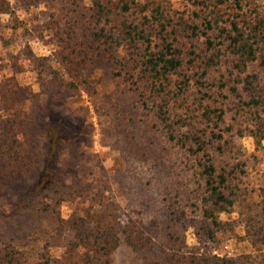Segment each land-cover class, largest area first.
Wrapping results in <instances>:
<instances>
[{"label":"rangeland","instance_id":"1","mask_svg":"<svg viewBox=\"0 0 264 264\" xmlns=\"http://www.w3.org/2000/svg\"><path fill=\"white\" fill-rule=\"evenodd\" d=\"M8 1L11 12L0 14V92H11L9 88L14 87V94L26 99L18 106L21 111H32L23 129L31 133L29 144L36 149L41 169L33 163L29 186L21 193L17 181L0 168V257L20 253L22 261L34 263L45 246L60 253L59 219H67L74 208L81 209L93 198L115 205L120 221L129 211L139 212L141 225L152 237L149 248L138 251L121 241L109 264L163 263L178 249L187 259L226 253L238 264L242 260L244 264H264V139L256 145L247 128L251 127L249 99L242 84L233 80L236 71L229 75L227 54L220 55L219 64L207 70L202 85L195 84V77L189 87L194 106L206 91L203 104L224 111V123L217 128L233 126L221 140L213 138L212 126L199 115L191 127L193 133L206 130L203 139L218 170L237 173L225 191L232 204L215 219H207L200 211L205 193L193 158L167 140L136 92L114 75L119 70L114 60L76 67L59 83L65 66L58 51L62 49L60 39L69 31L71 0ZM245 2L264 14V0ZM163 4L171 11L191 9L187 0H163ZM204 41L200 37L191 46L189 42L179 44L199 55L195 63H185L184 74L192 75L210 54ZM246 73L256 74L264 85L263 67L249 64ZM4 75L12 76L14 86L6 88ZM233 86L239 89V96L231 90ZM237 104L243 107L239 114L235 113ZM49 118H60L64 128L52 156L53 176L60 171L50 188L44 185L35 191L47 162L44 129ZM72 181L86 185L82 197L71 195Z\"/></svg>","mask_w":264,"mask_h":264},{"label":"trees","instance_id":"2","mask_svg":"<svg viewBox=\"0 0 264 264\" xmlns=\"http://www.w3.org/2000/svg\"><path fill=\"white\" fill-rule=\"evenodd\" d=\"M87 2H70L69 31L64 32L63 40L60 39L62 49L58 51V58L65 66L59 83L63 82L64 76L70 77L76 67H84L88 62L105 64L114 60L119 66L114 75L122 84H129L130 91L136 92L143 107L152 113L155 125L164 130L167 140L186 149L193 158V168L198 170L205 193L200 211L203 217L215 219L219 212L232 204L225 191L230 189L237 173L234 169L219 171L203 139L206 130L198 134L193 133L191 127L199 115L208 126H212L213 138L221 140L233 126L227 125L225 130L217 128L224 123V111L213 108L210 103L203 104L206 91L194 106L189 87L195 77V84L202 85L207 70L219 64L220 55L227 54L229 75L236 71L233 80L242 84L249 99L246 104L250 106L248 120L251 127L247 128L256 145L261 144L264 139V85L256 74L246 71L253 63L264 68V14L245 0H187L191 8L188 11H171L163 0ZM10 12L9 1L0 0V14ZM77 27L79 34L76 33ZM200 37H204L206 51L210 54L192 75L184 74L185 63H195L199 55L194 49L185 51L181 47L188 42L191 46V42ZM186 56H190L189 61H186ZM11 80L12 76L4 75L6 88L14 86ZM9 89L11 92H0V168L11 174V179L17 181V187L23 193L34 164L38 170L41 168L36 149L29 144L31 133L29 135L23 129V123L30 120L32 111L19 110L18 104L26 102V99L14 94V87ZM231 90L239 96L237 86ZM235 107L236 114L243 109L239 104ZM45 124L47 162L35 191L44 185L50 188L60 171L57 169L53 176L52 156L60 136L64 135V128L60 118H49ZM238 166L242 168L241 164ZM70 184L73 185L72 196L79 198L84 195L86 185L80 181ZM117 216L115 205L90 198L88 205L74 208L67 219H59L56 231L62 240L60 253L54 254L52 247L45 246L34 263H25L20 253H15L0 257V264H109L112 252L121 241L135 251L149 248L152 237L141 225L139 212L129 211L124 221ZM179 251L169 253L163 263L148 264H238L226 253L221 256L203 253L187 259ZM240 263L244 264V261Z\"/></svg>","mask_w":264,"mask_h":264}]
</instances>
